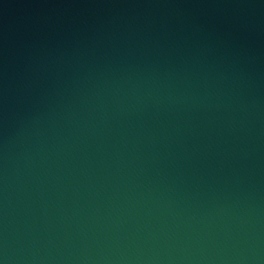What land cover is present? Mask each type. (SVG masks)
Wrapping results in <instances>:
<instances>
[{
  "label": "water",
  "instance_id": "water-1",
  "mask_svg": "<svg viewBox=\"0 0 264 264\" xmlns=\"http://www.w3.org/2000/svg\"><path fill=\"white\" fill-rule=\"evenodd\" d=\"M0 264H264V0H0Z\"/></svg>",
  "mask_w": 264,
  "mask_h": 264
}]
</instances>
